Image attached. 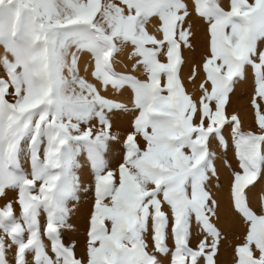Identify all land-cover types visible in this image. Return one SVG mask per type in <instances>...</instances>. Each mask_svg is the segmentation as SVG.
<instances>
[{
	"label": "snow or ice",
	"instance_id": "obj_1",
	"mask_svg": "<svg viewBox=\"0 0 264 264\" xmlns=\"http://www.w3.org/2000/svg\"><path fill=\"white\" fill-rule=\"evenodd\" d=\"M196 21L206 52L194 99L181 73ZM0 46V196L14 192L20 209L0 208V264H217V161L231 170L228 214L246 229L234 264H264V0H0ZM81 54L103 89L130 90L131 108L78 75ZM249 69L255 131L225 114ZM129 112L121 139L113 122ZM80 155L93 201L78 257L63 233L88 191Z\"/></svg>",
	"mask_w": 264,
	"mask_h": 264
},
{
	"label": "rangeland",
	"instance_id": "obj_2",
	"mask_svg": "<svg viewBox=\"0 0 264 264\" xmlns=\"http://www.w3.org/2000/svg\"><path fill=\"white\" fill-rule=\"evenodd\" d=\"M228 3H229V0H228ZM228 3H227V5H228ZM195 23L196 22H193V26L191 28V31L193 33V36L191 38L192 47L190 49H184V51H183V55H185V53H188V52L192 55V62H191V65L189 67L190 70H189L188 78L182 80L184 85H185L186 91L190 95H192L194 99L196 98L197 90L191 91L189 89L188 84L192 82V80H190L189 77L191 76L192 69L195 68V69H197L196 78L200 79L199 82H201V81L203 82L204 73L202 71V63H203V60L205 58V52H206L205 39H202V38L198 39L197 38V33L195 30V28H196ZM203 26L205 28V25H203ZM149 31L155 32L150 27H149ZM80 58H81V56H80ZM80 62H81V59H79V61H78V75L85 78L89 82L95 84L93 79L88 77L83 72V70L80 68V64H79ZM126 63H127V60L124 59V61H123L124 67H125ZM248 71H249V75H251V77H252L251 80L253 83V76L251 73V69H249ZM3 75H4L3 71L0 70V77H2ZM252 94H253V90L251 91L248 88H246V89L241 88L238 90L235 86L234 91L230 94L229 101L225 107V114L228 117H231L232 115L237 116V118L240 120V126H241V129L243 131H255L256 130L253 126V111H252L251 104H250ZM101 95H104L106 98H110V99L117 101L116 99H114L110 96H107L103 93H101ZM232 100L234 102L235 109H230V107H229ZM117 102H119V101H117ZM245 106H248V107H245ZM123 114H125V113H123ZM131 115H132V113H130L129 117H128V113H127L126 117L130 119ZM120 117L121 116H119V119L114 120V122H113V132L121 133V139H122L124 132L128 128L129 122H128V120H126L125 122H127V123L120 124ZM91 123L93 125H96L97 122L95 120H93ZM225 138L229 143V147L227 149L226 159H229L231 161L234 159L233 147L231 145V139H230V136H229L227 130L225 132ZM42 148H43V146H42ZM110 149H111V151H109L105 154V158L108 160L109 167L115 168L117 163L119 162V160L121 158V152L119 150V142L117 141V142L111 143ZM212 150L213 151H220V152L224 151L223 149H217L215 145H212ZM78 162H79L81 167L76 169V173H77L81 183L84 185V188L88 189V191H82L80 193L79 201H74L72 204L69 205V207H74L76 210L81 205L85 208H84V213L81 216V219H78V221L80 222L79 225H77V220L72 218L73 217V215H72V217L70 219V223H72V225L74 227V231H72L71 233L64 232L63 233V240L66 244L70 243L73 240L76 242V245H77L76 246V253H77V256L79 257L82 249L84 248L87 219H88V216L90 214L91 205H92V201H93V195L91 192L93 176L91 174V170H90L88 164L86 163V158L84 155H80L78 157ZM218 165L220 167H222L220 165L219 161H217V166ZM22 167L24 168V170L26 172L30 171V164L24 158H22ZM222 168L227 171L228 178H229L231 170L226 169L225 167H222ZM218 183L221 186V191H224L225 187H222L220 176H219ZM214 191H215V189H214ZM15 199H16V194L12 191H8L7 197L0 196V208H3L6 203L12 202L13 212H14V214L18 215L20 209H19L18 204L15 203ZM224 199L227 203V196ZM164 210L167 211L166 206H165ZM218 215H219V219L214 221V223L216 224V227L222 233V242H221L220 247H219V252H218V255L216 257V261H217V264H234V261H235L234 248L237 245H239L240 243H242L243 237L246 233L245 229L244 230L239 229L237 225H238V223H240L244 227H245V225L241 220L234 219L232 216H230L228 214V209H225V212H223L222 214H218ZM45 220H46V218L42 215L41 221L45 222ZM76 228H78L79 230H76ZM197 236H198V233H194L193 240H192L193 246L196 243ZM168 243L171 246V244H172L171 238H169Z\"/></svg>",
	"mask_w": 264,
	"mask_h": 264
},
{
	"label": "bare ground",
	"instance_id": "obj_3",
	"mask_svg": "<svg viewBox=\"0 0 264 264\" xmlns=\"http://www.w3.org/2000/svg\"><path fill=\"white\" fill-rule=\"evenodd\" d=\"M186 2H190V0H186ZM221 3L223 6H226L227 3H228V0H221ZM149 27L155 31V29L149 25ZM195 30H196V33H197V38L198 39H205V28L204 26L202 25V23L196 21L195 23ZM4 54V49L2 46H0V56H3ZM184 58H185V63H184V66H183V71L181 73V79L184 80V79H187L188 78V75H189V70H190V65H191V62H192V55L188 52V53H185L184 55ZM81 62L79 63L80 64V68L83 70V72L90 78L91 75H90V72L91 70L93 69V65L91 62H89L90 58L86 55H83L81 54ZM118 63L115 65V68L117 71H122L124 70V66H123V61L124 59H126L125 57H122V56H117L116 57ZM88 62V71H85V63ZM136 75H141L140 73H136ZM93 79V78H92ZM252 77L251 75H249V71H248V74H247V79H244L242 81H240L237 85H236V88L239 90L241 88L243 89H250L251 91L253 90V83H252ZM199 78H195V84L193 82L189 83L188 84V87L191 91H196L197 88H198V84L200 83L199 82ZM93 81L95 82L96 86L98 88H100L101 90V93L107 95V96H110L114 99H116L117 101H119L120 103H124L126 104L129 108L132 107V102H131V95H130V90H121L120 92H116L115 90L111 89L110 87L108 89H103L102 86L99 85V83L97 81H95L93 79ZM202 82V81H201ZM234 99V98H233ZM230 109H235V106H234V102L233 100L231 101L230 105H229ZM245 107H248V106H245ZM129 114L128 113V117H129ZM120 124H125L127 122H125L126 120H128V122L130 121L129 118H127V113L125 114H121L120 115ZM218 169H219V176L221 178V183H222V187H225V190L224 191H221L217 194V197L219 199V203H220V209H219V213L218 214H222L223 212H225V209H227V203L225 201V197H226V190H227V184H228V173L226 170H224L222 167H220L219 165L217 166ZM84 208L83 206H79L78 209H76L73 213V217L74 219L77 220V225L80 224V222L78 221V219H81V216L82 214L84 213ZM238 228L239 229H242L244 230L245 227L242 226L240 223H238ZM76 230H79L78 228H76ZM246 230V229H245ZM79 235V234H78Z\"/></svg>",
	"mask_w": 264,
	"mask_h": 264
}]
</instances>
